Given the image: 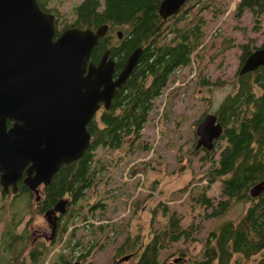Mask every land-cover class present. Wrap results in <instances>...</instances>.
Wrapping results in <instances>:
<instances>
[{
	"label": "trees",
	"instance_id": "trees-1",
	"mask_svg": "<svg viewBox=\"0 0 264 264\" xmlns=\"http://www.w3.org/2000/svg\"><path fill=\"white\" fill-rule=\"evenodd\" d=\"M37 1L41 8L49 11L46 3L51 0ZM190 1L186 0L181 5L179 11L184 9V12L170 14L172 19L168 23H175L172 26L175 33L172 37L168 33L165 37L169 38L163 41H159L158 36L164 26L168 30L170 25L162 20L159 13L162 0H80L72 3V18L64 23L63 28L95 29L107 24L106 32L99 37L89 61L97 62L105 49H109L110 55L118 59V71L135 48L142 51L109 107L100 105L88 122V148L78 159L63 163L46 186L48 200H57L66 193L72 196L73 201L81 200L84 190L91 186L96 171L102 166L97 149L119 147L126 137L130 141L140 137L139 132L148 119L155 97L161 93L174 70L190 62V54L200 42L203 19L191 16L197 22L191 21L190 7L186 6ZM214 5L213 0H207L201 7L216 12ZM238 7L242 8L241 5ZM248 7L257 18L264 13V0H248ZM118 31L122 32L120 38ZM253 48L254 44L242 46V60ZM155 50H160L162 59L159 56L157 59ZM239 80V91L225 96L216 110L222 126L221 135L215 140L216 146L202 155V160L210 162L203 175L206 183L196 194L190 193L189 204L192 212L197 207L201 210L207 208L209 212L205 217L208 218L222 216L231 204L239 200L246 202L245 210L238 218L225 219L211 229L197 253L186 257L189 249L185 246L178 248V255L171 259L169 252L175 243H191L196 238L193 232L199 229L194 223L195 213L185 219L181 212L173 211L160 231L138 250L136 259L132 257L133 264H264V188L254 196L250 192L257 182L264 179V66L243 73ZM254 84L261 87L258 95L252 92ZM216 181L217 190L209 194ZM71 214L75 215L73 211ZM65 228L66 225L56 242L62 243L63 248L67 245L64 237L69 234ZM13 246H16L15 241ZM78 246L79 252L85 248L83 242ZM126 246L115 255L123 256L133 247L130 243ZM163 250L169 252L161 255ZM64 257L61 255L56 260H62L60 263L63 264L69 262ZM52 261L54 259L50 264Z\"/></svg>",
	"mask_w": 264,
	"mask_h": 264
},
{
	"label": "rangeland",
	"instance_id": "rangeland-1",
	"mask_svg": "<svg viewBox=\"0 0 264 264\" xmlns=\"http://www.w3.org/2000/svg\"><path fill=\"white\" fill-rule=\"evenodd\" d=\"M76 1L80 0L46 3L57 18L58 30L70 22V6ZM205 1L191 0L186 5L190 7L191 21L203 19L200 42L190 54V62L178 66L155 97L139 138L130 141L126 137L119 147L97 149L102 166L95 173L93 186L88 187L92 189L70 205L75 215L70 214L66 220L67 245L63 248L62 243L49 244L48 254L54 253L48 258L49 264L52 259V264H60L57 254L83 264H110L119 249L123 251L129 243L135 256L136 249L141 250L160 231L173 211L181 212L185 219L195 213L194 223L199 229L193 232L194 241H178L170 252L163 250L161 255L169 252L172 259L178 255V248L187 246L186 257H190L199 251L211 229L225 219L238 218L245 210L246 202L239 200L217 218L205 217L207 208L202 211L197 207L192 212L190 193L196 194L206 183L203 175L210 164L202 160L206 151L194 148L195 128L205 113H216L225 96L235 92L242 46L264 41V13L256 18L248 0H213L216 12L201 7ZM174 24L168 23V30L162 28L159 41L169 38L162 35L166 30H171L170 37L174 36ZM255 91L259 92L257 86ZM217 186L218 181L212 184L209 194ZM115 225L118 228H113ZM80 242L85 244L82 252ZM132 257L124 264H133Z\"/></svg>",
	"mask_w": 264,
	"mask_h": 264
},
{
	"label": "water",
	"instance_id": "water-1",
	"mask_svg": "<svg viewBox=\"0 0 264 264\" xmlns=\"http://www.w3.org/2000/svg\"><path fill=\"white\" fill-rule=\"evenodd\" d=\"M185 1L162 0L160 15L178 12ZM106 29L105 23L95 29L71 26L56 34L54 14L37 0H0V180L11 181L13 190L23 169L33 188L48 182L61 164L82 156L90 141L88 122L100 105L109 107L136 66L139 47L116 76L108 49L96 63L89 61ZM259 66H264V45L245 57L239 72ZM216 119L206 113L197 123L196 147H211L221 135ZM263 188L264 179L250 192L254 196Z\"/></svg>",
	"mask_w": 264,
	"mask_h": 264
},
{
	"label": "flooded vegetation",
	"instance_id": "flooded-vegetation-1",
	"mask_svg": "<svg viewBox=\"0 0 264 264\" xmlns=\"http://www.w3.org/2000/svg\"><path fill=\"white\" fill-rule=\"evenodd\" d=\"M171 19V15H168L162 20H165L166 23H168ZM56 20L57 18L55 17V31L56 34H58ZM163 23L164 22L161 24ZM168 33L169 31L166 30V32L162 35L166 36ZM263 43L264 41L259 45L255 44V48L263 46ZM155 53L157 59L158 56L161 58L160 50H155ZM242 54L243 51L241 53V58L239 59L237 67L238 83L235 90L236 92L239 91V77L242 75V73L239 72L244 61L242 60ZM108 56L115 61L114 76H116L120 70L119 69L117 71L116 68L118 59H116L115 56L110 55V51ZM124 61L122 62V65L124 64ZM256 86L259 88L258 93L255 91ZM253 88L254 89L252 92L255 95H258L261 92L260 86L254 84ZM214 114L218 115L217 113ZM216 121H219L218 116ZM8 124L10 125L11 122H8ZM195 135L197 141L196 132ZM215 140L216 139L213 140L211 147L200 145L198 147L194 146V148L196 150L202 148L203 151L211 150L214 146H216ZM59 167L55 173H57ZM53 175L48 182L40 181L35 187L31 188L30 185L25 181V178L27 177V170L23 169L21 176L16 180L15 190H13L11 181L8 183H2L0 180V264H49L48 258H52L54 254L53 252L48 254L49 244L57 242L60 238L61 232L64 230L66 220L73 211L70 205L74 202L72 196L67 193L61 195L57 200L54 201L47 199L46 186L51 181ZM91 186H93V180ZM90 189L92 188L85 189L83 196ZM11 205L15 208L11 209ZM37 217L38 220L36 221L35 219ZM115 228H118V225H115ZM14 241L16 242L15 247L13 246ZM56 245H59V243H56ZM78 247L80 248V246ZM137 252L138 250L136 249L135 255ZM60 256L61 254H57V258ZM115 256L117 258H115ZM123 256H126V259H121ZM123 256L114 255L110 264H124L125 260L130 259L132 256L136 259V256L133 255V248H131L130 251ZM60 264H63V262ZM80 264L82 263L80 262Z\"/></svg>",
	"mask_w": 264,
	"mask_h": 264
}]
</instances>
